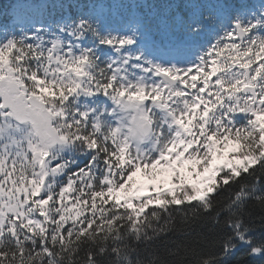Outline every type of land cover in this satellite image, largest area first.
Segmentation results:
<instances>
[{
	"label": "snow or ice",
	"instance_id": "obj_1",
	"mask_svg": "<svg viewBox=\"0 0 264 264\" xmlns=\"http://www.w3.org/2000/svg\"><path fill=\"white\" fill-rule=\"evenodd\" d=\"M0 18V264H264V0Z\"/></svg>",
	"mask_w": 264,
	"mask_h": 264
},
{
	"label": "trees",
	"instance_id": "obj_2",
	"mask_svg": "<svg viewBox=\"0 0 264 264\" xmlns=\"http://www.w3.org/2000/svg\"><path fill=\"white\" fill-rule=\"evenodd\" d=\"M40 2H42V0H19V3L21 4H32V3H40ZM136 2L143 4H152V3H158L160 2V0H136ZM15 3H17V0H0V12L9 8L10 5H13ZM4 23H6V20L0 18V24H4ZM241 264H244V261H241Z\"/></svg>",
	"mask_w": 264,
	"mask_h": 264
}]
</instances>
